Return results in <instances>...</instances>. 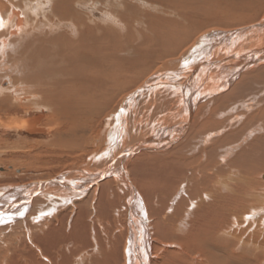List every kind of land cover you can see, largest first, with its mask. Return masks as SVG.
<instances>
[{
  "label": "bare ground",
  "instance_id": "bare-ground-1",
  "mask_svg": "<svg viewBox=\"0 0 264 264\" xmlns=\"http://www.w3.org/2000/svg\"><path fill=\"white\" fill-rule=\"evenodd\" d=\"M3 1L0 57L7 60L0 59V74L14 75V89L30 88L25 104L23 92L8 100L50 112L47 124L58 134L48 151L91 147L103 161L46 181L0 187V264H240L264 258V193L253 194L264 167V18L184 45L205 20L196 15L201 0L182 2L195 24L164 18L137 29L125 22L137 19L123 17L121 39L108 25L79 15L71 0L27 6L34 16L47 5L62 17L72 13L69 30L28 16L17 1ZM209 2L214 8L216 0ZM154 68L167 71L130 92ZM44 117L16 121L17 128L46 133ZM224 117L228 128L239 129L222 133ZM109 119L112 128H100ZM60 120L66 121L65 137Z\"/></svg>",
  "mask_w": 264,
  "mask_h": 264
},
{
  "label": "rangeland",
  "instance_id": "rangeland-1",
  "mask_svg": "<svg viewBox=\"0 0 264 264\" xmlns=\"http://www.w3.org/2000/svg\"><path fill=\"white\" fill-rule=\"evenodd\" d=\"M11 1L13 2L17 1L18 5H21L22 10L28 16L35 17L37 18L36 20L47 21V25L51 23L60 26L66 25L62 27H66L67 30H69L71 27L69 25L70 24L69 20L66 19L70 18L72 13L66 15L65 17H62L61 14H58L55 11H51L49 8H47L48 6L47 5L43 7L41 6L42 8L38 7L37 11L38 13L41 14H39L38 16H34L31 12L33 11L32 8L28 9L27 6L30 5L32 6L37 1L43 2L42 0H25V1L22 0V2L20 0H11ZM178 1L180 2L181 7L170 4V3L177 4ZM182 2H184V0H90L87 4V0H71V3L74 5L75 11L79 15L83 16L88 14L93 21L95 20L101 24L108 25L107 27L110 34H112L113 37L114 36L119 37V39L122 38V20L123 21L125 20L122 18L128 16L137 19V21L133 22L132 19L131 20L126 19L125 20L126 26L129 25L132 26L134 24L133 27L137 29L145 28L148 25H151L152 22L154 23L158 20L159 21L163 20L164 18H171L170 21H172L174 24H175V20L182 21L183 19H185L188 23L193 22L195 24V20L186 17L182 12L183 10L182 8H184L185 10L188 7L187 4H183ZM8 3L10 4V2ZM209 3H210L209 0L200 1V6L198 8L199 10L198 13H196V15H199L201 18H205V20L200 26V32L198 30H195L194 33L191 32L189 34L190 40L184 43V45L185 44L188 45L189 42L191 43V41L193 43V39L198 38L200 36L208 35L212 31L230 34L232 33V31L236 30L237 27H239L240 22H244L243 25L249 26L264 18V0H260V2L259 0H216V2L213 3L214 8L211 9L207 7V4ZM239 4H243V6H239ZM3 5H4V1L0 0V6ZM24 6L26 9L24 8ZM13 9L14 10L16 9L15 6H11L10 10L12 11ZM246 9H248V13L246 12L247 11ZM171 11H174L176 14L174 15L171 14L170 13ZM3 12H5V8H3ZM242 15L250 17V19L245 17L240 19ZM1 16L3 15L0 13V20H2ZM217 23H218V27L216 26ZM235 23L238 24L236 28L234 27ZM41 26L43 25H35V28L42 29L43 27ZM7 28L8 27L4 29ZM117 29L120 30L116 31ZM128 30H126V32H128ZM6 33H8V30H6ZM7 40L9 41L8 47L14 48L12 43H10L11 38L9 39L7 37ZM190 47L192 46L191 45L188 46L189 48L188 53L190 52ZM194 47L195 45L193 46V48ZM138 52L139 51H136V53ZM0 59H3V61L7 60L6 58H2V57H0ZM179 62L180 61L178 60L176 66L175 64H173L168 68L175 66L174 68L171 69V71L176 72L177 65H179ZM153 70H155V72L150 73V71H148L147 75H149L148 73H150L151 75L150 76L146 75V77L140 83H138V85L130 92L136 90L138 86H143V84H145L147 81L152 80L153 78L151 77L154 74L167 71V70H162L156 73L157 68H154ZM8 71L13 72L12 64L10 66V70ZM2 75L3 72L0 74V88L4 89L6 92H4V95H0L2 97V98L0 97V187L5 186L6 189H8L15 185H25L29 183H36L39 181L41 182L46 181L48 179L55 178V176L65 174L67 172H73L78 169L81 170L82 168L84 169L85 167L87 168L88 166L93 165V163L95 164V162H98L99 156L96 155L100 152V150L93 152V149L95 148H91V147L84 149L85 152L83 153L76 152L69 154L66 151H62L55 148L54 149L52 148V151H48L47 148H45L46 144H49L54 139L53 136L55 134H58L54 132L55 130L54 127H52V123L47 124L48 119L50 118L51 115L50 112L41 108H28L26 106V108L23 109L20 108L21 106H15L16 104H13L11 101L8 100V96L17 93L22 94L23 92L24 96L26 97L21 101L24 102L25 104L26 102L29 101L30 98L28 94L27 95L25 94L24 90H29L30 88L28 86H23V90L18 88L14 89L12 86H10L15 82L13 77L14 75L10 77L7 74L8 77L6 76L1 77ZM262 76L261 78L264 79V75ZM9 77L11 81H9L8 79ZM19 87L22 86L20 85ZM255 92L256 93L258 92L257 89ZM239 93L244 94V91L240 90ZM244 96L245 94L242 96V98ZM139 105L140 104L135 105L133 109L138 107ZM131 111H130V115L132 113ZM38 113H41L46 116L43 118L40 124V126H42L47 130L46 133L36 134L34 132L31 134L29 132H26V130L21 124H19L20 127L18 126L19 128H17L18 124H16V121H18L17 123H21L22 121L29 119ZM238 113H243V111L240 110ZM54 120L55 119H53V121ZM109 121L110 119L108 121L107 120L103 121V123L100 125V128L102 129L106 128L108 130ZM221 121L223 125H227V129L224 130L222 133L229 131H237L239 129V126H231L230 128H228L229 120L227 123L226 117L222 118ZM65 122L66 121L63 120H60V123L58 122L59 124L58 130H61V134L66 130V125L64 124ZM113 123L114 121H112V125ZM60 124L62 127L60 126ZM79 124L82 123L80 122ZM80 127L84 131L85 135L86 134L88 136L91 135L89 134L90 131H92L91 129H89L86 126L85 128L83 126ZM61 136L65 137V134L63 133ZM75 136L76 139H78L80 136L77 129ZM71 137H74V135L71 134ZM58 140L59 139L56 138L53 144H55L56 141ZM78 141H82V140L78 139ZM263 145L264 144H261L260 147H262ZM263 160H264V152L261 156V161L259 162L262 163ZM102 161L103 160L101 161L99 160V162ZM253 161H256V159H254ZM262 168L263 169L257 170L258 174L256 175V178H258L259 181L261 180L262 182H260V187H258V190L253 192V194L264 193V180L261 178V175H264V167ZM262 206H264V203L262 204ZM17 212L18 210L15 211V214H17ZM234 253L238 254L239 249H236ZM247 258H250L248 262H239V263L264 264V258L262 259L257 258L258 260L255 259L254 257L253 258L247 257Z\"/></svg>",
  "mask_w": 264,
  "mask_h": 264
}]
</instances>
